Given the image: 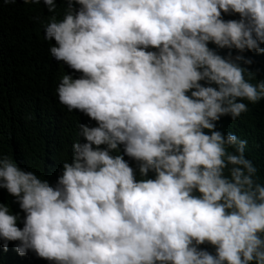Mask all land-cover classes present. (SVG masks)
<instances>
[{
    "label": "clouds",
    "instance_id": "9594fccd",
    "mask_svg": "<svg viewBox=\"0 0 264 264\" xmlns=\"http://www.w3.org/2000/svg\"><path fill=\"white\" fill-rule=\"evenodd\" d=\"M42 2L67 5L45 25L71 70L58 100L95 124L79 123L54 182L0 147V189L24 214L0 202V250L54 264H264L260 170L248 140L217 126L264 100V80L245 76L261 72L245 53L264 54V0Z\"/></svg>",
    "mask_w": 264,
    "mask_h": 264
},
{
    "label": "trees",
    "instance_id": "16d2710c",
    "mask_svg": "<svg viewBox=\"0 0 264 264\" xmlns=\"http://www.w3.org/2000/svg\"><path fill=\"white\" fill-rule=\"evenodd\" d=\"M66 7L65 3H58L56 12L51 13L42 0L39 4L0 0V147L21 168L53 182L63 163L71 161L72 144L80 139L79 123L95 124L86 115L69 111L58 100L56 89L60 79L71 70L51 57L52 42L44 38L45 25L53 15L62 17ZM234 18L238 14L225 15V19ZM245 55L254 57L253 68L261 69L251 76L245 73L246 78L253 84L264 80V54ZM244 102L249 104L247 113L235 121L222 117L217 126L225 133L232 132L248 140L247 155L259 168L264 182V100L256 104ZM131 163L135 166V162ZM0 202L23 217L15 198L6 189H0ZM18 226H23L22 221ZM10 250L11 242L7 251L0 250V264H54L31 250L23 256L13 255Z\"/></svg>",
    "mask_w": 264,
    "mask_h": 264
}]
</instances>
